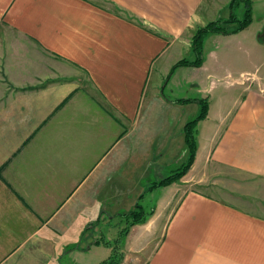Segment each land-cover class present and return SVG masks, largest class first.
Returning a JSON list of instances; mask_svg holds the SVG:
<instances>
[{"label": "crops", "instance_id": "crops-1", "mask_svg": "<svg viewBox=\"0 0 264 264\" xmlns=\"http://www.w3.org/2000/svg\"><path fill=\"white\" fill-rule=\"evenodd\" d=\"M221 1L0 0V264H101L107 227L164 189L122 264H264L262 75L215 46L195 99L161 91ZM262 29L230 38L261 64ZM206 96L192 168L149 189L185 160Z\"/></svg>", "mask_w": 264, "mask_h": 264}, {"label": "rangeland", "instance_id": "rangeland-1", "mask_svg": "<svg viewBox=\"0 0 264 264\" xmlns=\"http://www.w3.org/2000/svg\"><path fill=\"white\" fill-rule=\"evenodd\" d=\"M223 1H224V3L221 1L218 8L216 9V11H215L216 15H214L215 17L213 18L212 22L216 18L217 21H221L222 23H224L225 21L230 20L232 15L238 20H243L244 15L246 13V10L248 8V2L247 1H250V5H251V6L249 5L251 8V15H252L251 24L253 23V21H255L256 23L260 22L262 16H264V7H262V0H239L238 4L235 5V7L233 9H231L230 5L227 6V1H229V0H226V1L223 0ZM262 8H263V10H262ZM237 25H238L237 23H231V24H228V26H229L228 28L234 29ZM256 27L257 26L254 25V28H256ZM197 30L198 29L195 28L194 33H197ZM239 33H236V34L235 33L234 34L210 33L203 42L201 65L200 66L188 65V66L177 67L171 73V75H169V77L164 78V85L161 88V91L163 92V96L168 98V99L174 98V99H182L183 100L185 98H188V99H190V101H192V99H195V97H196L195 89H191V86H189V81L194 80V79H196V80H198V79L204 80L205 79L204 74L199 73L200 72L199 69H201V67L203 65H207L205 67V69L210 68V64L207 63L208 52L210 51V49H213L215 46L218 47L217 51H218L220 56L223 55L225 52L228 54V56H225V54H224V57H222V61L224 63L225 68L230 69L235 75L241 71L256 73L257 75H260V76L262 75V82L264 85V45H263L264 43L262 42V64H261V63H258L254 58H253L254 60H252L248 56L247 52L243 51L240 48L239 42H241V41L234 39V37H233V40L230 39L232 35H237ZM263 34H264V29H262V41L264 38ZM192 41H193V39L191 40L190 48H186L185 50L182 51L181 54L176 56L177 57L176 63L183 60V59H186L190 62H195V60H197V55H196L194 48L192 46ZM228 41H230V42H228ZM260 65H262V66H260ZM257 68H258V70H257ZM195 69H198L199 72H197ZM155 75H157V74L155 73ZM150 91H151V88H150V90L148 88L149 93H150ZM201 100L207 101L208 104L210 105L208 96H206V98H202ZM195 119L196 118H193L190 121H193ZM199 123L197 125L198 147H199V139H200ZM176 132L178 135V128H177ZM184 133H185V129H184ZM185 141H186V138H185ZM186 146H187V144H186ZM185 150H186L185 160L181 164H179L178 168H180L185 163V161H187V159H188V156H189L188 147H186ZM178 168H176V169H178ZM176 169H174V171ZM252 182L258 183V180H252ZM175 184H179V183H173L170 186L161 187V188H169L171 186H174ZM165 190L166 189L162 190V194L161 193L159 194V192L152 193L153 191L147 192L145 194L146 197L143 198L144 204H142V206L145 207L146 212L148 211V209L151 210V208H156L158 206V204L162 200H164ZM178 201H176L175 203L172 204V207L170 208V213H172V211L176 208ZM127 207L128 206H123L121 211H124L125 209H127ZM130 233L127 236H125L124 234L121 235V231L117 232L111 226L110 227L108 226L107 229L103 233L104 236L103 235L101 236L102 237L101 241H103L104 243L105 242L111 243L112 245L109 248L112 250L110 252L109 250H106L105 248L100 249L99 251L101 254H103L105 251V253L103 255H101L100 253H98L96 255V253H95L96 251H94L91 254L92 255L91 262L92 263H96V262L98 263V261H101L102 259H104L103 257H105L106 254L111 256L116 251H117V255H119L121 257L123 256V258H124L125 253H126V249L128 250V247H130V245H129L130 240L128 241ZM110 256H106L105 260H107V258Z\"/></svg>", "mask_w": 264, "mask_h": 264}, {"label": "trees", "instance_id": "trees-1", "mask_svg": "<svg viewBox=\"0 0 264 264\" xmlns=\"http://www.w3.org/2000/svg\"><path fill=\"white\" fill-rule=\"evenodd\" d=\"M238 2L239 0H232L230 3L231 9H233L235 5L238 4ZM247 2H248V8L246 10L243 20H238L232 15L230 20L225 21L224 23L216 20L209 23L207 26L203 28H199L197 30V33L194 34L192 41V46L197 55V60H195V62H190L186 59H183L174 65V67L171 70V73L177 67L188 66V65H195V66L201 65L203 42L210 33L236 34L247 29L252 22L250 1ZM231 23H237L238 25L234 29H229L228 24ZM189 102L190 100H181V103H189ZM198 102L200 105L199 115L195 120L188 122L185 126V138L189 152L187 161H185V163L180 168L176 169L170 176L164 178L159 183H155L149 189L166 187L172 185L173 183H179L181 179L185 175H187V173L192 168L198 152L197 125L199 122L206 119L209 111V104L207 101L199 100ZM152 215H153L152 212L149 213L146 212L145 210H143L141 204H138L133 211L124 215L125 227L121 231V235L124 234L125 236H127L134 226L146 223ZM104 244L106 245V247H110L112 245L109 242H105ZM123 259H124L123 256L121 257L117 255V251H116L114 252L113 255H111L107 260L103 261L101 264H122Z\"/></svg>", "mask_w": 264, "mask_h": 264}]
</instances>
